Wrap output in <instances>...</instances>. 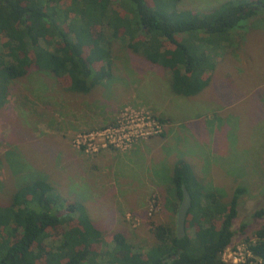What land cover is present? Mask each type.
I'll return each mask as SVG.
<instances>
[{
  "label": "rangeland",
  "instance_id": "374dc122",
  "mask_svg": "<svg viewBox=\"0 0 264 264\" xmlns=\"http://www.w3.org/2000/svg\"><path fill=\"white\" fill-rule=\"evenodd\" d=\"M222 1L178 0L177 7L207 14ZM210 39L219 42L208 51L210 79L193 96L172 93L167 69L116 40L109 44L110 76L86 94L65 91L35 68L9 82L0 106V205L33 172L44 174L65 203L82 204L106 242L120 232L144 250L154 242L152 225L174 232L179 201L168 202L170 170L181 159L223 202L236 186L245 188L222 258L245 256V240L264 225V213L253 216L264 210V12ZM125 107L148 111L159 131L125 148L77 145V134L114 123Z\"/></svg>",
  "mask_w": 264,
  "mask_h": 264
},
{
  "label": "trees",
  "instance_id": "16d2710c",
  "mask_svg": "<svg viewBox=\"0 0 264 264\" xmlns=\"http://www.w3.org/2000/svg\"><path fill=\"white\" fill-rule=\"evenodd\" d=\"M177 2L0 0V106L8 83L30 68L51 74L65 91L88 93L110 76L111 40L167 69L172 93H199L213 68L208 51L219 43L211 36L244 28L246 18L264 12V0L256 7L251 0H224L207 14L180 9ZM31 178L0 205V264H256L264 259L262 225L245 240L244 261L222 260L245 188L236 186L223 202L215 190L201 187L181 159L171 166L168 202L180 200L183 185L190 199L184 235L176 238L166 225H152L154 242L144 250L133 249L120 232L106 242L81 203H65L44 174L33 172Z\"/></svg>",
  "mask_w": 264,
  "mask_h": 264
},
{
  "label": "built area",
  "instance_id": "2783aa9c",
  "mask_svg": "<svg viewBox=\"0 0 264 264\" xmlns=\"http://www.w3.org/2000/svg\"><path fill=\"white\" fill-rule=\"evenodd\" d=\"M156 131H159V125L148 111L125 107L119 113L118 119L114 123L98 130L95 129L77 134L76 136L79 140L77 145L83 147L84 150H95L97 144L99 146L110 144L117 148H125L132 144L136 138L144 137ZM244 254L245 256L249 255L245 247ZM245 256L241 257L239 252L232 251V255L228 254V259L225 261L221 253L222 260L227 263L244 261Z\"/></svg>",
  "mask_w": 264,
  "mask_h": 264
},
{
  "label": "water",
  "instance_id": "95a60500",
  "mask_svg": "<svg viewBox=\"0 0 264 264\" xmlns=\"http://www.w3.org/2000/svg\"><path fill=\"white\" fill-rule=\"evenodd\" d=\"M181 197L175 211L174 234L176 238H181L184 235V218L190 204V199L187 190L183 185L180 186ZM256 264H264V259L259 260Z\"/></svg>",
  "mask_w": 264,
  "mask_h": 264
},
{
  "label": "crops",
  "instance_id": "0c3cea01",
  "mask_svg": "<svg viewBox=\"0 0 264 264\" xmlns=\"http://www.w3.org/2000/svg\"><path fill=\"white\" fill-rule=\"evenodd\" d=\"M128 154H129V153H126V155H125L126 158L128 157V156H127ZM119 173H121V172H119ZM169 197H170V196H169Z\"/></svg>",
  "mask_w": 264,
  "mask_h": 264
}]
</instances>
